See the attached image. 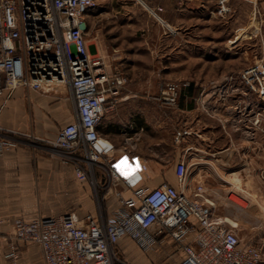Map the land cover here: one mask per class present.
<instances>
[{
	"label": "built area",
	"instance_id": "2783aa9c",
	"mask_svg": "<svg viewBox=\"0 0 264 264\" xmlns=\"http://www.w3.org/2000/svg\"><path fill=\"white\" fill-rule=\"evenodd\" d=\"M250 2L255 12L259 6L264 10V0ZM95 4L96 0H0V113L2 98L17 88L49 92L56 86L68 87L75 120L58 131L54 152L72 165L77 180L93 187L97 168L107 180L105 195L118 201V207L100 223L90 215L82 222L71 215L15 220L8 258L18 259L17 242H34L44 264H115L116 246L126 236L144 252L168 240L180 256L177 264H260L261 251L241 245L226 218L214 216L215 203L203 186L195 187L192 197L182 192L187 178L183 161L175 165L179 189L167 184L151 190L135 188L120 176L115 148L98 134L97 127L121 99L125 80L112 70L116 58L93 56L88 49L85 15ZM232 81L229 77L214 90L222 92ZM236 81L264 101L263 61L240 70ZM188 85L167 83L160 92L161 101L177 105ZM221 97L225 98L223 93ZM186 133H177L175 143ZM20 142L19 134L0 126V156L16 150Z\"/></svg>",
	"mask_w": 264,
	"mask_h": 264
},
{
	"label": "crops",
	"instance_id": "0c3cea01",
	"mask_svg": "<svg viewBox=\"0 0 264 264\" xmlns=\"http://www.w3.org/2000/svg\"><path fill=\"white\" fill-rule=\"evenodd\" d=\"M139 1L144 5L141 2L143 0ZM197 1L192 2L193 11L202 7V3ZM212 1L220 2L222 6L228 2ZM161 5V24L167 31L168 46L177 44L178 52L181 49L184 53L186 4L183 0H163ZM208 5L205 7H210L208 9L213 15L212 6ZM122 9L118 5L115 7L113 0H96L95 7L85 15L86 42L93 56L111 54L119 59L126 52L132 51L128 43H131V36L136 37L138 34L137 20L134 19L136 14H130L126 7L123 16ZM213 20L210 18V22ZM208 73L216 77L208 78L198 86L193 85V95L185 96L177 107L182 116L179 124L184 132L187 129L190 132L174 145L175 154L165 163L127 157L131 155L128 154L129 150L138 146L132 143L143 137L145 109L147 102H151L148 96L138 95L140 85L133 84L129 90L130 95L124 96L112 112L103 116L97 127L98 134L114 146L119 174L135 188L151 190L167 184L179 189L175 175V165L179 161L187 166L185 187L181 190L188 197H192L194 188L201 185L206 195L214 201L215 198L213 200L207 193L211 190L206 187V181L210 176L220 177L221 172L261 171L264 184L263 116L259 111L257 115L247 116L242 121L222 116L223 110L228 113L229 107L214 98L210 99L213 95L211 90L214 89L211 85L224 82L235 72L228 69L214 72L211 69ZM2 101L4 106L0 113V126L19 134L21 142L16 150L0 156V264H44L40 247L34 242H17L18 259L8 258L9 245L14 240L15 220L31 222L38 218L71 215L77 222H82L90 215L100 223L118 207V201L110 196L99 208L95 188L89 182L77 180L72 165L64 163L54 152L53 143L58 131L75 120L68 87L56 86L49 92L17 88L11 96L2 98ZM263 103L252 99L249 105L260 107ZM156 106L159 107L158 104ZM209 112L214 115L211 116ZM132 113L133 124L131 121L128 123L126 115ZM256 120L258 123H255ZM156 124H159V120ZM160 125L162 128L169 125L168 112L162 111ZM166 140L169 144V138ZM122 155L125 156L119 159ZM189 169L192 172L190 175ZM97 175L96 186L101 188L103 174L98 171ZM261 193L263 199L259 203L263 206L261 212H264V186ZM129 195L124 194L125 197ZM129 241L128 237H122L116 252L121 247L127 248ZM165 241H159L156 248L159 249V245Z\"/></svg>",
	"mask_w": 264,
	"mask_h": 264
},
{
	"label": "rangeland",
	"instance_id": "374dc122",
	"mask_svg": "<svg viewBox=\"0 0 264 264\" xmlns=\"http://www.w3.org/2000/svg\"><path fill=\"white\" fill-rule=\"evenodd\" d=\"M183 1L186 4L184 53L181 49L178 52L177 44L168 46L167 31L160 21L163 19V12H157L158 8H162L163 0H143L141 2L144 5L139 0H113L115 7L117 5L123 7L121 11L123 16L126 7L129 8L130 14L135 13L134 19L138 25L137 36L129 38L131 43L128 44L132 51L126 52L112 63V70H117L125 80L120 98L130 95L132 85L138 84L140 85L138 95L148 96L151 100L147 102L145 109L143 137L132 143L133 146L134 144L138 146L129 150L128 154L131 155H127L128 158L142 161L158 160L165 163L173 157L176 151L174 138L177 133L184 132L179 124L182 116L177 110L178 104L168 106L161 101L160 92L167 83L177 84L179 87L184 83L197 86L203 84L206 79L216 77L209 75L211 69L214 72L221 69L235 72L229 76L233 78L231 85L223 88L222 92L211 90L213 95L210 99L214 98L218 103H224L229 107L228 113L223 110L222 116L242 121L247 116L257 115L259 111L264 118V103L260 107L250 106L251 100L257 98L248 94L236 81L237 72L256 61L264 62L263 7L259 6V11L255 12L250 0H228L224 7L217 1L219 6L212 0H199L197 2L202 3L201 9L193 11V0ZM135 3L138 5L134 6ZM208 4L212 6L213 15L208 9L210 7H205L209 6ZM152 12H155L160 20ZM210 18L214 20L210 22ZM110 56L113 55L108 54L104 57L109 59ZM222 83H213L211 86H219ZM221 93L225 98L221 97ZM162 111L169 114V125L163 128L160 125ZM209 114L214 115L213 112ZM126 115L128 123L131 121L133 124L134 114H130L131 118L130 115ZM205 118L210 119L208 116ZM158 120L159 124H156ZM186 132L189 133V129ZM167 138L170 140L169 144ZM124 156H119V159ZM98 171L94 168L95 181ZM191 173L189 169L188 174ZM219 176L207 177L206 181V187L211 190L207 193L213 200L215 198L214 216L226 218L237 233L241 245L258 248L262 254L260 264H264V212L263 210L261 212L263 206L259 203L263 199L262 172H221ZM101 177L104 185L107 180L105 176ZM94 188L97 205L102 208L105 200L112 195L106 196V190L103 187L98 188L96 183ZM116 257L118 261H115V264H177L180 260L178 251L168 240L159 245V249L154 248L148 252L139 250L130 240L127 248L121 247Z\"/></svg>",
	"mask_w": 264,
	"mask_h": 264
},
{
	"label": "trees",
	"instance_id": "16d2710c",
	"mask_svg": "<svg viewBox=\"0 0 264 264\" xmlns=\"http://www.w3.org/2000/svg\"><path fill=\"white\" fill-rule=\"evenodd\" d=\"M193 95V85L189 84L186 88H184L181 92H180V96L178 99L177 104H180V101L184 99L185 96H192Z\"/></svg>",
	"mask_w": 264,
	"mask_h": 264
},
{
	"label": "bare ground",
	"instance_id": "6f19581e",
	"mask_svg": "<svg viewBox=\"0 0 264 264\" xmlns=\"http://www.w3.org/2000/svg\"><path fill=\"white\" fill-rule=\"evenodd\" d=\"M130 182V181H129ZM232 225H234L232 222H231Z\"/></svg>",
	"mask_w": 264,
	"mask_h": 264
}]
</instances>
